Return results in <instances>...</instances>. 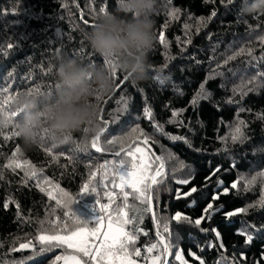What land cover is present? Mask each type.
Returning a JSON list of instances; mask_svg holds the SVG:
<instances>
[{"label":"trees","instance_id":"16d2710c","mask_svg":"<svg viewBox=\"0 0 264 264\" xmlns=\"http://www.w3.org/2000/svg\"><path fill=\"white\" fill-rule=\"evenodd\" d=\"M101 8L114 13L117 0H0V89L8 88L5 95L32 91L30 96L42 105L56 94V68L64 57L107 69L105 58L86 40V33L102 15ZM239 8L240 0L232 4L227 0H155L147 78L134 82L117 69L112 74L111 94L97 100L95 128L83 126L55 147L41 132L43 141L30 149L11 135L13 124L0 129V264H56L58 255H79L66 246L41 254L37 237L53 230L64 234L65 229L90 233L97 227L106 229L107 222H113L115 229L121 209L135 221L125 225V230H138L135 247L141 255L132 259L136 264L152 263L162 249L160 237L168 235L163 233L162 222L158 228L130 188H125V201L119 179L110 166L107 173L103 167L114 159L106 141L132 128L145 134L137 135L132 146L148 157L145 163L153 169L165 164L167 179L154 192L153 212L156 221L168 218L175 247L166 257L167 264H179L174 258L176 249H183L187 264H200L198 257L205 264H264V207L258 204L264 193V177L259 175L264 171V76L258 75L264 73V15L241 16ZM174 9L179 12L172 16ZM10 42L13 46L6 47ZM5 107L14 110L13 100ZM145 108L151 110L150 118L144 115ZM21 117L18 114L16 121ZM237 127L243 137L234 141ZM97 133L102 134L100 147L107 151L91 147ZM145 139L147 143H138ZM157 156L162 160L157 161ZM10 161L14 171L7 167ZM16 163L21 166L15 167ZM33 168L36 177L26 176ZM215 169L219 171L206 182ZM253 176L255 182L246 188ZM176 178H190V183L177 184ZM234 182H239L237 189L231 188ZM86 184L87 192L83 191ZM192 187L197 192L186 196ZM214 194L219 199L212 201ZM209 202L215 210L210 216L203 212ZM105 204L108 210L101 212ZM239 209L246 211L239 213ZM176 212L192 220L204 218L200 226L178 225L170 219ZM230 212L237 214L228 217ZM241 231L253 240L246 244ZM29 241L31 248L11 250ZM153 243L158 248L147 252ZM120 259L117 253L114 263Z\"/></svg>","mask_w":264,"mask_h":264},{"label":"clouds","instance_id":"9594fccd","mask_svg":"<svg viewBox=\"0 0 264 264\" xmlns=\"http://www.w3.org/2000/svg\"><path fill=\"white\" fill-rule=\"evenodd\" d=\"M155 0H117V9L99 15L86 33L90 48L115 62L117 69L134 82L147 78L148 53L154 42ZM241 16L264 15V0H240ZM56 94L42 105L21 93L13 99L14 111L22 114L15 123L16 136L25 148L37 147L41 132L53 147L63 144L83 126H97L98 97L111 94L112 74L102 66L64 57L56 68ZM9 120L0 115V129ZM46 130V131H45Z\"/></svg>","mask_w":264,"mask_h":264},{"label":"snow or ice","instance_id":"6c2138e0","mask_svg":"<svg viewBox=\"0 0 264 264\" xmlns=\"http://www.w3.org/2000/svg\"><path fill=\"white\" fill-rule=\"evenodd\" d=\"M228 4H232L233 0H227ZM179 12V9H174L170 15L174 16ZM101 14H106V11L104 8L100 9ZM212 15H215V12L212 13ZM262 41H264V38H262ZM160 42H164L163 34H160ZM13 45L12 43H8L6 47L11 48ZM242 51V50H241ZM249 54H251L249 52ZM105 66L107 69L111 72V74H115L117 71V67L114 61L109 60L108 58H105L104 60ZM227 63V61H225ZM51 71V69H49ZM258 75L264 76V73H260ZM204 88V84H201V89ZM8 93V88L0 89V115H5L8 120L9 124H13L15 127L16 123V117L18 116V113L11 108H6L5 105L8 104L10 100H13L16 96L20 95V93H17L16 95H5ZM28 95H32V91H29L27 93ZM101 99V97H98V100ZM193 104L197 103V100L194 99L192 101ZM126 107V103H125ZM144 115L146 117H151L152 113L151 110L148 108L144 109ZM173 116H176L177 113L173 111ZM22 118V117H21ZM156 127L162 132V127L160 125H156ZM46 131V130H45ZM103 131V130H101ZM236 136L233 137V140L235 141L238 138L243 137V133L241 132V129L239 127L236 128ZM0 135H3L2 132H0ZM12 136H16V132L13 131L11 133ZM144 136L145 134L141 131H139L138 128H132L131 131L128 134L121 135L119 137H114L112 139H108L106 141L107 145L111 146L113 149V156L114 159L112 161H106L105 165L103 166L105 169V173H107V169L110 166L113 176L117 177L119 179V188L122 193H124V200L127 201L128 193L125 192V188H130L133 193L136 194V199L139 200L140 204L144 205V211L152 213L153 212V202L156 200V196L154 195V192L156 189L159 188L160 185H163L165 183V180L167 179L165 174V164L160 163L158 167L155 169L152 168L151 163H145V160L148 159V157L144 156V154L141 152V149L139 147H132V143H135L136 136ZM8 138L7 136L5 137ZM175 139H183L182 137H175ZM41 141H43V137H41ZM131 142V143H130ZM144 143H147V139L143 141ZM128 145L127 148L125 145ZM119 145V147H117ZM91 147L95 149L96 152L101 151H107V149H102L100 147V133H97V135L92 139ZM19 149L16 150V152L13 153V158H15L18 153ZM137 153H140V156H137ZM48 154L51 155V149H48ZM126 157H130V160H127ZM157 161H161L162 157H155ZM25 164H28V161H24ZM21 165L19 163H16L15 167H20ZM7 167L12 168L13 171L15 168H13V162L10 161ZM31 167V166H30ZM183 167V165H181ZM175 170V169H174ZM219 169H215L209 176L205 177V181H210L212 179V176L215 175L216 172H218ZM152 173V174H149ZM26 176L30 177H36V171L33 168L32 171L26 172ZM95 175V174H94ZM260 177H264V171H261L259 173ZM256 180V177L253 176L251 180L246 181V188L247 186H250L252 183H254ZM109 183H112L115 185L116 181L111 180ZM175 183L180 185H187L190 183V178H176ZM239 182H234L231 184L232 189H237ZM218 184H222V181H218ZM89 188V185H84L83 191L87 192ZM43 191V189H41ZM92 192H95L96 189L92 188ZM227 188L224 189V193L227 194ZM197 192L196 187H192L188 193L185 195H192L193 193ZM67 195V194H65ZM177 198H179V194H177ZM216 199H219L218 194H214L212 196V201H215ZM60 201L57 199V203ZM259 206L264 207V193H262L261 200L258 202ZM5 207L8 205L5 204ZM252 205H250L251 207ZM109 205L105 204L102 205L100 208L101 212H107ZM124 208L127 209L128 205L125 203ZM93 213L96 212V209L93 207L91 210ZM215 210L213 209V203L209 202L206 207L203 209L204 214L210 216L212 212ZM246 209H239L237 212L244 213ZM237 212H230L227 213L228 217H231L233 215H236ZM67 215V213H65ZM154 223H157V227H160V224L162 222L163 224V233L168 234L167 236H161L159 239V246H162V249L160 251V254L153 256L152 258V264H167L166 257L172 253V249L175 247L174 244L171 241V233H170V227L168 218L161 216L159 218V221H156L155 216ZM197 218L195 220H192L189 216L186 214H182L180 212H176L170 219L174 220L178 225L181 223H189L194 224L195 226H200L202 219ZM116 228L113 229V222H109L108 224V231L107 233H101V229L99 227L94 228L90 233L85 234L83 231L77 229L71 233H68L65 229L64 234H61L60 232H57L53 230L50 234L47 235H39L37 237L40 248L39 252L43 254L46 251H51L54 248H61V247H69L73 249V253H78L79 255L73 254L71 256H56L55 261L56 264H59V262L63 261V264H90L91 261H95V264H104V261L107 260L109 256L113 257V261L109 262V264H114L115 257L117 253L120 254V264H135L134 259L132 257H139L141 255L140 249L135 247L136 239H137V231L135 228L133 230H125V225L134 224V218L133 216H130L127 211H124L121 209L120 213L117 216L116 221ZM202 231H207L206 229H201ZM213 232H216L215 229L212 230ZM114 233V234H113ZM159 235V232L157 233ZM239 234L245 235V243H250L253 240V236L251 234H248L245 231H241ZM101 235H103L104 243L100 245H96L91 243L93 240H99L101 238ZM217 237L219 236V233H216ZM111 236V242H109V237ZM32 247L31 241L28 243H20L19 247H13L12 251H20L24 249H29ZM221 247H223L221 245ZM158 248L157 243L151 244L147 248V252L152 253L154 250ZM112 249H116V252H113ZM189 255L195 256V253L189 252ZM175 260L179 261V264H187V261L184 259L183 255V249H176L174 253ZM200 264H205V261L202 258H199Z\"/></svg>","mask_w":264,"mask_h":264},{"label":"rangeland","instance_id":"374dc122","mask_svg":"<svg viewBox=\"0 0 264 264\" xmlns=\"http://www.w3.org/2000/svg\"><path fill=\"white\" fill-rule=\"evenodd\" d=\"M142 153H143V151H141ZM144 154V153H143ZM137 156L139 157L140 156V153H137ZM145 156V155H144ZM145 162H146V160H145ZM108 222H107V227H106V229H103V227H102V229H101V233L103 234V233H107V231H108ZM100 226H102V225H100ZM114 229V228H113ZM81 231H83L85 234H87L88 233V231H86V230H81ZM114 234V233H113ZM109 242H111V236L109 237ZM91 243H93V244H96V245H100V244H103L104 243V240H103V235H101V238L99 239V240H93V241H91ZM67 247V246H66ZM69 248V247H68ZM72 249V248H71ZM111 261H113V257L112 256H109L108 258H107V260H105L104 261V264H109V262H111ZM94 264H95V261H94ZM114 264H120V261L119 262H117V263H114ZM135 264H136V262H135ZM152 264V263H151Z\"/></svg>","mask_w":264,"mask_h":264},{"label":"water","instance_id":"95a60500","mask_svg":"<svg viewBox=\"0 0 264 264\" xmlns=\"http://www.w3.org/2000/svg\"><path fill=\"white\" fill-rule=\"evenodd\" d=\"M127 78H128V77H127ZM127 78L125 79V81L127 80ZM125 81H124V82H125ZM118 89H119V87L113 92L112 95H114V94L118 91ZM112 95H111V96H112ZM111 96L105 100L104 105H103V108L106 106V103H107L108 100L111 98ZM100 118H101V114H100ZM108 127H109V124H108ZM103 134H104V133H103ZM101 135H102V134H100V136H101ZM140 142L144 143L143 141H138V143H140ZM133 145H134V143H132V146H133ZM151 216H152V218L154 217V212L151 213ZM153 220H154V218H153Z\"/></svg>","mask_w":264,"mask_h":264},{"label":"crops","instance_id":"0c3cea01","mask_svg":"<svg viewBox=\"0 0 264 264\" xmlns=\"http://www.w3.org/2000/svg\"><path fill=\"white\" fill-rule=\"evenodd\" d=\"M66 256H71V255H66ZM61 264H63V261L61 262Z\"/></svg>","mask_w":264,"mask_h":264}]
</instances>
